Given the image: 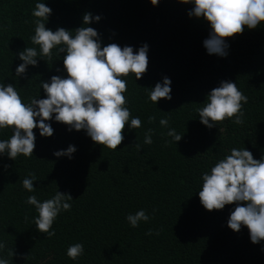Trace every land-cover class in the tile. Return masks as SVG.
<instances>
[{
    "label": "trees",
    "instance_id": "16d2710c",
    "mask_svg": "<svg viewBox=\"0 0 264 264\" xmlns=\"http://www.w3.org/2000/svg\"><path fill=\"white\" fill-rule=\"evenodd\" d=\"M38 2L52 9L45 26L53 31L64 27L74 35L83 14L90 12L101 17L87 26L98 31L102 46L117 43L135 52L148 45L146 73L140 79L134 73L124 77L126 107L142 127L125 125L124 140L113 151L93 142L85 130L69 131L53 119L48 121L52 136L33 130L32 157L0 156V241L7 246L0 257L13 248L10 264H264V241L253 244L246 226L239 232L227 226L235 204L208 211L198 195L201 174L230 149L246 148L255 159L264 157V22L225 38L228 54L221 57L208 54L203 45L209 23L189 17L193 5L180 0H159L156 6L150 0H0V82L13 83L25 103L45 98L40 81L67 75L63 54L55 48L52 62L38 57L37 66L15 75L20 51L35 47L39 52L30 39ZM165 76L171 80V99L155 104L149 93ZM223 80L236 83L248 98L244 123L225 119L208 128L197 109ZM149 116L156 120L149 123ZM161 118L169 119L168 127L160 125ZM149 128L155 130L150 145L144 143ZM169 128L182 134L180 141L166 135ZM11 135L12 127L0 129V140ZM70 144L76 147L71 158L53 155ZM29 172L37 177L34 192L22 186ZM57 190L72 196V207L54 221L55 236L45 238L34 225L35 207L25 201L35 195L43 202ZM140 209L150 219L134 228L126 216ZM74 243L84 245L76 260L66 255Z\"/></svg>",
    "mask_w": 264,
    "mask_h": 264
},
{
    "label": "clouds",
    "instance_id": "9594fccd",
    "mask_svg": "<svg viewBox=\"0 0 264 264\" xmlns=\"http://www.w3.org/2000/svg\"><path fill=\"white\" fill-rule=\"evenodd\" d=\"M153 6L159 0H150ZM190 3L193 7L188 11L189 17L203 18L211 31L203 41L208 54L227 56L228 44L225 38L242 34L245 27L255 29L264 22V0H180ZM52 9L44 2L35 4L32 15L35 34L31 42L39 45V52L35 47H25L18 53L22 61L15 69L17 77L27 72L29 65L37 66V58L47 57L53 61V49L63 54L64 71L66 76L52 75L50 80L40 81L45 98L32 97L25 103L13 83L0 82V129L12 127V135L7 140H0V156H7L14 160L19 156L32 157L36 147L34 129H39L41 136L50 137L54 129L48 121L55 120L68 126V130H85L95 143L110 150H117V146L124 140L125 125L130 128L142 127L141 119L132 117L125 95L127 81L124 77L130 73L136 79L142 78L148 66V45L142 44L135 52L133 47H121L117 43L101 44L100 34L93 27V21H99V15L93 16L85 12L82 26L71 29L58 27L55 31L46 28ZM171 80L163 77L149 93L150 100L157 104L163 98L171 99ZM207 103L198 108L200 122L208 128L225 119H232L235 124L244 123L243 104L248 102L246 95L240 91L236 83L223 80L218 87L207 94ZM55 114V115H53ZM155 116H149L148 122L153 123ZM130 121V123H129ZM162 127H168L169 119L161 118ZM154 129L145 132L144 143L152 144ZM167 136L177 142L182 138L173 128H169ZM167 143V142H166ZM137 149L141 146L136 145ZM76 151L74 145L53 153L56 157L71 158ZM5 167H8L5 165ZM202 186L198 190L200 203L208 210H222L225 205L235 204L231 211L227 226L239 232L242 226L249 231V238L253 244L264 241V157L255 159L246 148H232L230 153L219 159L210 171L201 174ZM37 177L29 172L22 180V186L28 192H34L33 181ZM73 198L67 192L56 191L55 194L43 202L35 195L26 198V203L33 205L38 213L34 217V225L39 232L45 233V238L55 236L52 225L62 211L71 210ZM28 217L25 216V220ZM150 219L144 209L135 214H128L126 220L132 227H138L139 222ZM152 234V230L146 233ZM159 235V233H156ZM6 242L0 241V251L6 249ZM84 253L82 243L69 245L66 255L78 259ZM16 253L7 249V257H0V264H10V259Z\"/></svg>",
    "mask_w": 264,
    "mask_h": 264
}]
</instances>
